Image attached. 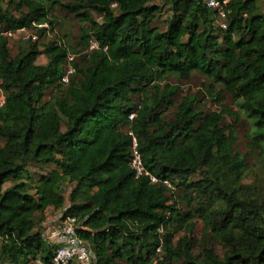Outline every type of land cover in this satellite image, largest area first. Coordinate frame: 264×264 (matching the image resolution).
<instances>
[{"label": "trees", "instance_id": "16d2710c", "mask_svg": "<svg viewBox=\"0 0 264 264\" xmlns=\"http://www.w3.org/2000/svg\"><path fill=\"white\" fill-rule=\"evenodd\" d=\"M6 1L0 0V264H51L54 247L42 233L50 209L78 220L96 264H264V199H240L248 162L223 125L226 114L248 123L251 145L264 157L259 1L232 0L227 29L205 0H10L18 14ZM55 9L89 25L81 50L72 53L64 38L39 44L49 32L43 27L38 41H25L14 56L6 34L34 24L53 30ZM167 9L172 17L160 31L152 25ZM92 38L101 50L87 52ZM70 53L77 57L68 63ZM41 56L47 64H38ZM68 65L76 74L66 85ZM195 74L209 83L211 95L222 89L217 103L228 94L237 111H205L197 96H188L171 120L165 117L162 106L173 107L181 90L170 84L162 90L159 83L189 82ZM140 93L144 99L134 105L132 96ZM129 132L160 183L136 177ZM33 163L56 169L35 186L27 171ZM198 172L202 182L191 183ZM66 183L77 186L72 201L81 195V204L67 205ZM196 214L204 226L200 241ZM207 241L221 245L224 256L212 244L195 255Z\"/></svg>", "mask_w": 264, "mask_h": 264}, {"label": "rangeland", "instance_id": "374dc122", "mask_svg": "<svg viewBox=\"0 0 264 264\" xmlns=\"http://www.w3.org/2000/svg\"><path fill=\"white\" fill-rule=\"evenodd\" d=\"M19 1V0H17ZM259 6L264 12V0H258ZM10 0H7L5 2V8L9 9L11 12H16V9L14 7H11L9 5ZM52 17L56 21L55 28L53 30L50 29L49 26L47 28L49 29V32L39 41V44H46L50 41H54L56 39H62L64 38L67 42V45L71 49L72 53H74L75 50H81L82 46L80 45L83 34L87 29L89 28V25L84 22H80L78 19H76L73 15L68 13L66 10L63 9H55L52 12ZM96 20L99 22L102 21V19L95 15ZM172 17V13L167 10H164L162 15H157L155 22L153 23V27L158 28L160 31H164L167 29L168 21ZM10 40V49L12 51V54L15 56L19 53L20 48L24 46L25 40L22 36H17L14 38H9ZM75 55V54H74ZM38 64H47L48 59L46 56H41L38 58ZM67 68V67H66ZM75 78V76L73 77ZM72 78V79H73ZM172 85V86H178L180 88V93L178 96L174 99L173 107L167 109L164 105L162 106L161 110L165 113V117L169 118L171 120L175 113L177 112V107L183 102V100L188 96H197L198 99L201 101L199 103V107L202 110L205 111H216V112H223L225 110H232L237 111V108L235 104L232 101V98L228 94H224V96L219 100V102H216L217 99V93L222 91L220 87L216 90L215 93L211 95L209 91V83L206 82L203 78H201L199 75H194L192 80L189 82H180L178 79H167L166 81H163L159 83V86L163 88L166 85ZM53 93L52 91L47 92V95L45 97V102L49 101L52 97ZM155 95V92L149 91L148 96L149 99L152 100ZM5 99V95L3 92L0 91V105ZM134 105H140L141 101L144 99V94L140 93L138 95L132 96ZM223 125L227 129V134L231 135V138L233 140L234 148L238 154H240L243 158H245L248 162V170L246 172L245 178L242 181V186L244 188H247L240 194V199L242 201H247L249 197L253 196L254 198L258 199H264V157L260 156V152L254 149L251 145L250 139H249V124L246 122H239L235 117L230 115H224ZM122 131L127 132L128 127L122 128ZM4 145V143H2ZM56 169L54 165H38V164H30L27 167V171L31 177V181L33 185H37L39 180L49 175L51 172H53ZM203 180V174L202 172H198L194 175H192L189 178V181L191 183H201ZM16 183V179H10L7 181L4 185V190L9 188L10 186L14 185ZM77 186L75 184L66 183L64 185V191L65 196L67 199V205H71L73 202L74 204H81V195L75 196V201H72V197L74 196L75 190ZM251 189V191L249 190ZM197 203L200 202V199L196 197ZM196 203V204H197ZM182 212L185 214L188 212V208L186 205H182L181 207ZM195 223V230H194V237L200 241L204 226L202 223V220L199 218V216L196 214V219L194 221ZM183 234H180L181 236ZM178 236V237H179ZM214 246L215 253L223 257L225 254V250L222 248L221 245L216 243H211V241H207V243H199L198 247L194 250L195 255L202 254L204 246L211 245ZM167 264H183L182 261H168Z\"/></svg>", "mask_w": 264, "mask_h": 264}, {"label": "built area", "instance_id": "2783aa9c", "mask_svg": "<svg viewBox=\"0 0 264 264\" xmlns=\"http://www.w3.org/2000/svg\"><path fill=\"white\" fill-rule=\"evenodd\" d=\"M167 0H152L153 3H162ZM232 0H205L208 8L211 11L218 13L219 18L222 20L221 27L227 29L226 19V9ZM118 5H113L114 9H117ZM47 26H41L34 24L35 29H20L17 32H9L6 34L8 38H14L17 36L24 37L25 40H32L33 42L38 41L39 37L37 34V29ZM100 43L92 38L89 42V47L87 52H93L101 50ZM107 51V48H104ZM76 55L70 53L68 58V63L76 59ZM76 74L75 69L68 65L66 68V73L62 77L61 82L68 85L72 77ZM2 81L0 79V91ZM5 104V99H3L0 107ZM136 114L130 115V120L135 118ZM132 137V158L130 166L133 169L137 178L150 177L152 184H158L161 181L155 176L151 175L144 167L141 153L138 150V141L133 132H129ZM170 190H174V187L170 181L162 182ZM83 229L78 220L74 217H64L63 215L58 216L56 219H50L47 216V220L42 225V233L44 240L54 247V254L51 264H96V255L91 247L84 241L78 234V231ZM162 252V247H159L158 253Z\"/></svg>", "mask_w": 264, "mask_h": 264}, {"label": "crops", "instance_id": "0c3cea01", "mask_svg": "<svg viewBox=\"0 0 264 264\" xmlns=\"http://www.w3.org/2000/svg\"><path fill=\"white\" fill-rule=\"evenodd\" d=\"M47 216L50 219H56L58 217V214L53 209H50L47 213Z\"/></svg>", "mask_w": 264, "mask_h": 264}, {"label": "water", "instance_id": "95a60500", "mask_svg": "<svg viewBox=\"0 0 264 264\" xmlns=\"http://www.w3.org/2000/svg\"><path fill=\"white\" fill-rule=\"evenodd\" d=\"M264 13V12H263Z\"/></svg>", "mask_w": 264, "mask_h": 264}]
</instances>
